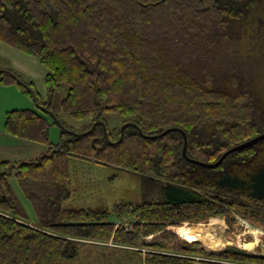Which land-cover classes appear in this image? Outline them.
<instances>
[{
    "label": "trees",
    "instance_id": "16d2710c",
    "mask_svg": "<svg viewBox=\"0 0 264 264\" xmlns=\"http://www.w3.org/2000/svg\"><path fill=\"white\" fill-rule=\"evenodd\" d=\"M259 1L0 0V42L40 58L49 92L44 102L33 83L0 69V84H17L43 110L8 111L5 132L48 147L36 160L0 159V264H65L69 236L120 245L140 240L148 248L143 264H264L263 254L210 250L171 229L217 217L230 226L244 218L264 227V140L217 167L191 160L216 162L264 133V104L253 88L211 72L203 79L192 64L212 58L235 36L241 9ZM112 113L129 120L118 139L107 119ZM50 116L62 127L57 144L49 138ZM63 116L95 119L77 133ZM171 127L181 130L163 134ZM71 157L143 174L144 200L118 202L116 221L107 209L64 208ZM11 177L39 227L30 224ZM125 214L137 219L116 227ZM152 234L160 238L145 241Z\"/></svg>",
    "mask_w": 264,
    "mask_h": 264
},
{
    "label": "rangeland",
    "instance_id": "374dc122",
    "mask_svg": "<svg viewBox=\"0 0 264 264\" xmlns=\"http://www.w3.org/2000/svg\"><path fill=\"white\" fill-rule=\"evenodd\" d=\"M241 12L242 16L237 18L238 22H235V27L232 28L235 36L227 39L212 58L197 59L192 64L194 71L202 75L203 79L208 72L220 81H226L232 76L239 79V84L253 88L254 93L264 104V0L254 3L246 10L242 8ZM0 69L15 70L24 83L34 84V91L40 95L42 101L49 99L46 83L48 69L39 57L0 42ZM24 108L43 111L36 102V98L31 93L20 89L17 84H0V140L6 134L12 135L4 130L8 111ZM94 119V116L86 120H76L70 116L62 117L66 127L77 133L90 129ZM107 119L111 128H115L114 136L118 139L122 126L129 121L128 118L112 113L107 115ZM61 131V125L50 116L49 138L52 143L57 144L60 141ZM15 143L18 144L15 148L0 145L1 159L8 158L7 149L11 161L36 160L48 150L46 145H38L25 138ZM2 149L6 150L5 154L1 152ZM41 151L43 152L39 156ZM36 155L38 158L35 159ZM70 176L69 196L63 202L64 208L107 209L111 212L110 219L116 221L117 217L113 214V209L118 202L144 200V175L116 165L71 157ZM10 181L30 218V224L39 227L33 204L24 196L15 177H11ZM136 219L135 214H125L117 221L116 227L130 226ZM192 226L201 229V234L194 240L186 239L177 230L180 227L188 230ZM171 229L187 241H200L210 250L218 251L235 247L264 255V227L244 218H239L233 226L228 225L225 218L217 217L207 223L184 224L172 226ZM157 238H160V234H152L145 237V241L150 242ZM68 239L72 241L70 250H73V254H68L65 264H143L142 253L148 250L140 240L133 245H120L113 241L75 236H69Z\"/></svg>",
    "mask_w": 264,
    "mask_h": 264
},
{
    "label": "water",
    "instance_id": "95a60500",
    "mask_svg": "<svg viewBox=\"0 0 264 264\" xmlns=\"http://www.w3.org/2000/svg\"><path fill=\"white\" fill-rule=\"evenodd\" d=\"M91 70H97L99 71V69L97 67L95 68H91ZM129 125V123H125L122 128H121V131L123 133L124 129ZM177 130H181L180 128H177V127H171L169 129H167L163 134L165 133H168V132H171V131H177ZM141 134L142 131H140ZM144 135V134H143ZM183 135H184V138H185V145H184V156H187V141H188V138H187V134L185 132H183ZM147 137H151V138H155L157 136H147ZM264 140V133H261L259 134L258 136L254 137V138H251L250 140H247L246 142L242 143V144H239V145H236V146H233L229 149H227L223 154L222 156L219 158V160H217L216 162H213V163H209V162H204V161H199V160H195V159H191L193 162L197 163V164H200L204 167H217L219 166L224 160L225 158L230 155L231 153L233 152H236V151H239V150H242L243 148H246L248 146H251V145H254L260 141ZM73 254V250H70L69 252V255H72Z\"/></svg>",
    "mask_w": 264,
    "mask_h": 264
},
{
    "label": "crops",
    "instance_id": "0c3cea01",
    "mask_svg": "<svg viewBox=\"0 0 264 264\" xmlns=\"http://www.w3.org/2000/svg\"><path fill=\"white\" fill-rule=\"evenodd\" d=\"M15 142H21V138H18V137H16V136H12V135H8V134H6L5 136H3V138L0 140V145L2 146V147H8V148H10V147H14L15 148V146L17 145L18 146V144H16ZM22 143H24V142H22ZM29 144H31V143H29ZM31 145H35V144H31ZM38 145H40V144H38ZM1 147V148H2ZM31 147H34V146H31ZM1 152H3L4 154H5V152H6V150L5 149H2L1 150ZM43 151H41L40 153H39V156L41 155V153H42ZM37 154V153H36ZM7 155H8V158H6V159H3L2 158V160H9V161H11L10 160V157H9V152H8V149H7ZM37 157H35V159L36 158H38V155H36ZM0 159H1V157H0ZM27 160H30V159H27ZM20 161H22V160H20ZM12 162H19V161H12Z\"/></svg>",
    "mask_w": 264,
    "mask_h": 264
},
{
    "label": "bare ground",
    "instance_id": "6f19581e",
    "mask_svg": "<svg viewBox=\"0 0 264 264\" xmlns=\"http://www.w3.org/2000/svg\"><path fill=\"white\" fill-rule=\"evenodd\" d=\"M177 230L179 233H181L188 240L197 239L198 236L201 234V229L198 228L197 226H192L188 230H185V229L180 227V228H177Z\"/></svg>",
    "mask_w": 264,
    "mask_h": 264
}]
</instances>
